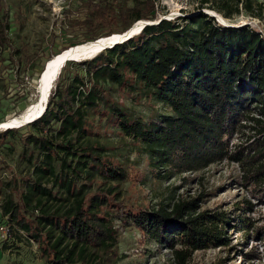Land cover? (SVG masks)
Returning <instances> with one entry per match:
<instances>
[{
    "label": "trees",
    "instance_id": "obj_1",
    "mask_svg": "<svg viewBox=\"0 0 264 264\" xmlns=\"http://www.w3.org/2000/svg\"><path fill=\"white\" fill-rule=\"evenodd\" d=\"M160 1L68 0L52 34V43L62 44L42 54L40 74L70 48L124 34L140 21L153 25L91 59L67 62L44 115L0 133L14 143L23 135L22 158L31 168L15 184H5L1 217L7 221L0 219V231L8 225L16 242L36 245L45 264H103L119 242L117 222L137 229L144 246L172 251L174 264H188L197 251L229 248V227L238 224L246 239L252 234L264 247V220L254 224L250 213L256 204L250 200L235 204L231 214L203 210L207 193L180 199L174 186L154 207L124 198L121 184L131 176L129 155L135 153L148 159V178L161 183L224 162L237 164L243 188L264 202V37L250 25L224 26L203 11L162 18ZM5 2L0 0V66L15 84L30 68L19 72L21 54L13 45ZM26 5L18 7L22 26L31 7ZM199 5L226 19L243 13L261 18L264 12V0H199ZM127 99L158 108L152 116L137 115ZM12 117L4 122L18 116ZM96 119L131 140L129 154L102 141ZM247 129L254 134L233 144ZM246 255L251 262L262 259L255 250Z\"/></svg>",
    "mask_w": 264,
    "mask_h": 264
},
{
    "label": "rangeland",
    "instance_id": "obj_2",
    "mask_svg": "<svg viewBox=\"0 0 264 264\" xmlns=\"http://www.w3.org/2000/svg\"><path fill=\"white\" fill-rule=\"evenodd\" d=\"M68 0H6L4 8L10 14L11 37L13 45L19 49L16 60H22L23 66L19 72L22 73L28 66L25 76L19 75L17 83L11 84L7 70L0 66V122H4L9 117L19 116L17 112L26 109L29 103L38 100V77L41 63L44 62L42 54L55 52L54 50L61 46V41L56 40L52 43L53 35L58 28V22L62 19V13L68 8ZM262 3L263 0H255ZM21 4H30L26 12L28 16L27 23L22 26V19L18 21V7ZM159 5L164 13L162 18L169 20L180 16H193L203 11L206 14H215L222 25L228 27H241L250 25L264 37V12L261 18H253L246 13L236 16L232 19H226L222 14L208 9L199 10V0H161ZM212 17V16H211ZM219 17L223 18L222 21ZM16 53V52H15ZM17 53V54H18ZM28 59L24 61V55ZM57 56V55H56ZM55 57V56H54ZM53 57V58H54ZM52 60V59H51ZM49 62V61H48ZM3 69V70H1ZM34 69V71L32 70ZM55 80L51 83V91L56 85ZM17 92H23L24 98H19ZM120 96V95H119ZM27 98V99H25ZM126 100V105L130 106L134 113L141 116H152L158 106L150 103L142 105H132ZM12 117V118H13ZM10 120V119H9ZM95 124L100 130L102 141L109 146L116 147L118 153L126 156L129 154L127 145L131 142L128 138H123L116 130L106 126L104 122L96 119ZM4 130H0V133ZM244 135L237 136L233 144L246 142L254 131L247 129ZM23 135L17 134L14 138L16 143L11 142L9 138L0 139V219H2V207L7 199V182H16L22 177L31 173V168L24 158H22ZM130 162L132 170L128 181L121 184L123 195L128 203L147 205L154 207L162 198H169L172 186L176 187V196L180 199L189 200L197 197L201 193H207L205 202L202 203L203 210H229L235 214L233 206L239 204L242 200H250L256 207L251 218L254 224L261 225L264 220V202L254 199L248 189L243 188L241 184L242 172L237 164L224 162L213 165L209 169L195 173L177 176L161 183L155 178L150 177L149 161L146 157H138L131 153ZM148 178V179H147ZM12 184V185H13ZM235 223H232L234 225ZM0 231V264H45L37 251L36 245L28 243H18L8 233V225H3ZM119 242L116 248L108 255L103 257V264H174L172 251L155 245H143L141 233L134 227L117 222ZM229 227L228 235L230 239L229 248H217L203 251H197L191 254L188 264H264V247L260 241H256L252 234L246 239L242 234L243 227L239 224L233 229ZM257 251L261 260L250 261L251 251Z\"/></svg>",
    "mask_w": 264,
    "mask_h": 264
},
{
    "label": "bare ground",
    "instance_id": "obj_3",
    "mask_svg": "<svg viewBox=\"0 0 264 264\" xmlns=\"http://www.w3.org/2000/svg\"><path fill=\"white\" fill-rule=\"evenodd\" d=\"M219 18L222 21H224L223 18H221V17H219ZM141 24H142V22L137 24V25H135V26H133L132 32H137L140 29ZM121 40H122L121 37H119L117 35H114V36L109 37V38L101 39L99 42H93V43L89 42L88 44H84V46H79L76 49L69 50L63 56H60L62 54L61 53V54L57 55V56H59L58 58H56L57 56H55L52 60L49 61L51 63L49 64V70H48V72L46 73V76H45L46 89L49 88L50 83H52V81L54 80V76L56 75V71H58V69H60V72H61L62 68L64 67V66L63 67H61V66H62V60L65 58V56L69 55V56H74V57H79V56H81V57L86 56L87 57V56H90L91 54L97 53L98 51L104 49L105 47H111V45H113L116 42H119ZM46 89H45V92H46ZM46 96H48V92H47ZM44 106H45V102L40 103V101L37 100L35 103H33L30 106H28L20 114V116L23 115V117H21V119L19 117H15V118L7 121V122L0 123V130H6L7 129L6 127H2L4 124H10V125L14 126L15 124L16 125L19 124V122L21 120H24V118L27 119V118H31V117L35 116L36 114H38L39 112H41L44 109Z\"/></svg>",
    "mask_w": 264,
    "mask_h": 264
},
{
    "label": "water",
    "instance_id": "obj_4",
    "mask_svg": "<svg viewBox=\"0 0 264 264\" xmlns=\"http://www.w3.org/2000/svg\"><path fill=\"white\" fill-rule=\"evenodd\" d=\"M207 14L218 19V17L215 14H212V13H207ZM141 22H142L141 27H140V29L137 32H132V28H133L132 27L129 31L125 32L124 34H118L117 36L121 37L122 40L119 41V42H116L113 45H111V47H105L104 49L98 51L97 53L91 54L90 56H87V57L86 56H84V57H81V56L74 57V56H69V55L65 56V58L62 60V66L61 67L65 66V64L67 62H79V61H84V60L91 59V58L95 57L96 55H98L103 50L113 48L115 45L122 44V43L128 41L129 39H131L135 35L139 34L146 26L153 25L152 23L146 22V21H140V22L136 23L135 25H137V24H139ZM100 40L95 41V42H99ZM88 43H86V44H88ZM79 46H84V44L83 45H79ZM79 46H76L74 48H70L69 50L76 49ZM69 50L63 52L60 56H63ZM58 57L59 56H57L56 58H58ZM50 63L51 62H47L45 64L44 70L42 71V73L40 74L39 79H38V87H37V92H38V96H39L38 100L40 101V103L45 102L44 109L41 112H39L38 114H36L35 116L31 117V118H27V119L24 118V120H21L19 122V124H17V125L15 124L14 126H12L10 124H4L3 126L1 125L2 127H6L7 129H17V128H20V127L25 126L27 124H31V123L35 122L36 120H38L39 118H41L44 115V113H45V111L47 110V107H48V100H49V96H50L51 88H52L51 87V83H50L49 88L46 89V79H45L46 73L49 70V64ZM59 74H60V69H58V71H56V75L54 76V80L57 78V76H59ZM45 89H46V92H45ZM47 92H48V96H46ZM18 117L21 119V117H23V115L22 116L19 115Z\"/></svg>",
    "mask_w": 264,
    "mask_h": 264
}]
</instances>
